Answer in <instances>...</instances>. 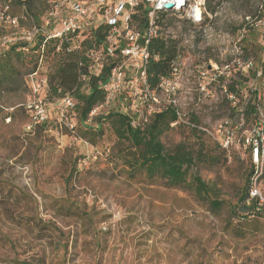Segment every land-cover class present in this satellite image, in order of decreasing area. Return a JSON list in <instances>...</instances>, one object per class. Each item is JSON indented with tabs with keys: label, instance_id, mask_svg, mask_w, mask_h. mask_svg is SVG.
<instances>
[{
	"label": "rangeland",
	"instance_id": "374dc122",
	"mask_svg": "<svg viewBox=\"0 0 264 264\" xmlns=\"http://www.w3.org/2000/svg\"><path fill=\"white\" fill-rule=\"evenodd\" d=\"M227 1V14L206 19L202 26L204 44L221 49L206 51L207 61L218 65L234 58L233 43L245 28L243 16L264 3ZM7 11L0 1V21ZM64 14L63 8L54 16L46 12L44 19L51 18L47 31L55 32ZM170 24L166 31L180 36V26ZM211 26L217 33L212 38ZM248 30L241 46L252 53L247 56L253 65H264V26ZM7 32V39L32 34L10 26ZM48 71L43 61L40 74ZM20 98L13 103L29 101ZM47 100L45 132L31 127L27 113L6 119L11 110L0 109V264H264V206L248 214L239 207L250 164L215 139L216 123L227 116L237 120L241 103H193L185 121L195 117L191 124L200 132L176 125L161 138L168 150L179 143L205 151L211 145L213 160H199L187 175L189 181L195 173L202 178L205 196L194 187L170 188L160 178L152 184L140 176L128 178L108 124L97 145L76 132L62 134V128L81 126L75 108L63 109L51 95ZM117 111L148 115L145 105L132 110L128 102L114 98L96 108L87 123L96 127V117Z\"/></svg>",
	"mask_w": 264,
	"mask_h": 264
},
{
	"label": "built area",
	"instance_id": "2783aa9c",
	"mask_svg": "<svg viewBox=\"0 0 264 264\" xmlns=\"http://www.w3.org/2000/svg\"><path fill=\"white\" fill-rule=\"evenodd\" d=\"M141 5L149 10L144 27L133 22V15ZM61 8L65 14L59 21L61 29L52 35L53 38L69 37L67 42H74L76 34L87 28L102 24L112 28L107 37L108 53L118 59V66L112 70L105 86L106 103L125 94V101L130 102L132 110L145 105L148 115L170 106L178 117V122L172 126L185 123L197 129L185 121L193 103H241L237 120L227 116L216 123L219 138L215 139L224 150L236 149L249 160L253 167L250 197L264 204V65H253L252 58L241 46L246 27L264 26V3L256 5L253 15L243 16L245 28L233 43L235 56L224 65L207 61V50L220 52L221 49H215L212 42L204 44L202 26L206 19L213 21L226 15L230 8L228 1L215 4V10L210 11L206 0H61L51 16ZM9 20L16 23V19ZM170 23L180 26V36L166 31ZM46 24H49L48 19ZM209 32L211 38L217 34L213 26ZM162 35L177 40L179 49L169 76L152 87L147 69L158 57L152 55L150 44ZM32 37L30 34L26 39L31 41ZM89 56L93 59L91 72L99 74L105 64L103 52L91 51ZM82 78L85 80L86 76ZM29 80L37 94L48 88L47 76H42L40 71ZM57 103L63 109L74 107L70 96ZM251 107L254 108L252 113L249 112ZM28 108L33 111L35 124L48 119L43 101L29 99Z\"/></svg>",
	"mask_w": 264,
	"mask_h": 264
},
{
	"label": "trees",
	"instance_id": "16d2710c",
	"mask_svg": "<svg viewBox=\"0 0 264 264\" xmlns=\"http://www.w3.org/2000/svg\"><path fill=\"white\" fill-rule=\"evenodd\" d=\"M0 1L9 10L4 13V17L0 21V109L11 110V113H7L6 119H10L18 113H27L31 120V127L45 132L50 121L47 105L49 95L55 97V102L70 96L74 101L73 108H75L81 126L74 130L62 128V134L76 132L78 138L97 145L105 135V124H108L117 139L116 157L121 161L128 178L134 179L140 176L151 184L160 178L165 180L170 188L188 189L194 187L199 193L206 196L207 186L202 178L195 173L192 180L189 181L187 175L191 168L198 166L199 160H205V158L213 160V154L210 152L213 151L212 147L210 145L208 151L194 150L188 148L184 143H179L172 149H166L161 138L171 130L172 124L178 122V117L172 107L167 106L147 116H141L140 111L134 112L135 115H131L128 111L111 112L108 115L96 117L94 119L96 127L88 125L87 121L94 110L106 104L105 86L112 70L118 66L116 65L118 59L108 53L107 37L112 29L110 26L102 24L97 28H87L76 34L74 42H67L69 37H52L61 27L59 26L55 32L47 31L45 24L47 19L50 24L51 18L47 17L45 20L43 17L48 11L51 14L54 11L52 9L56 8L60 0ZM223 1L227 0H206V4L208 9L213 11L215 4ZM148 11L143 5L138 7L137 12L133 15L134 24L144 27L148 21ZM20 13L21 16H18ZM9 19H16V23L12 24ZM9 26L18 27L27 32L31 31L33 34L31 41L20 38L7 39ZM247 28L251 29L252 27H246V32L249 31ZM35 30L37 32H34ZM178 47L177 40L164 35L151 42L150 51L153 56L158 57L157 60H152L147 69L152 87H156L169 76ZM91 51H102L104 54L105 64L99 74L91 72L90 67L93 63V59L89 56ZM251 54L247 52V55ZM43 61L48 62L49 71L47 74L48 89L41 90L43 91V97H41V91L38 94L34 92L29 78L40 71ZM83 76H86L85 80H83ZM16 97H21V100L28 97L32 102L43 101L48 109V119L40 124H35L33 111L28 108L29 101L13 103ZM115 98L125 101L126 96L120 94ZM128 103L130 104V102ZM252 111H254L253 107L249 112L252 113ZM134 121H139V123L134 125ZM196 122V118L193 117L191 123L196 124ZM183 124L185 123L177 125L184 126ZM190 127L192 131L200 132L197 128ZM246 160L249 162L248 159ZM249 164L247 189L239 198V207L243 214L259 213L264 206L257 199L250 197L253 167L250 162ZM115 166L117 165L115 164Z\"/></svg>",
	"mask_w": 264,
	"mask_h": 264
},
{
	"label": "water",
	"instance_id": "95a60500",
	"mask_svg": "<svg viewBox=\"0 0 264 264\" xmlns=\"http://www.w3.org/2000/svg\"><path fill=\"white\" fill-rule=\"evenodd\" d=\"M172 5H168V7H171Z\"/></svg>",
	"mask_w": 264,
	"mask_h": 264
}]
</instances>
